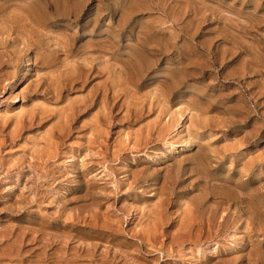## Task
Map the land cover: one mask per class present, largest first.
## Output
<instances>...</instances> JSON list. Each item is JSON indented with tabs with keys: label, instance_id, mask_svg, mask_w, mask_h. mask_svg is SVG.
Returning a JSON list of instances; mask_svg holds the SVG:
<instances>
[{
	"label": "rangeland",
	"instance_id": "rangeland-1",
	"mask_svg": "<svg viewBox=\"0 0 264 264\" xmlns=\"http://www.w3.org/2000/svg\"><path fill=\"white\" fill-rule=\"evenodd\" d=\"M0 264H264V0H0Z\"/></svg>",
	"mask_w": 264,
	"mask_h": 264
}]
</instances>
